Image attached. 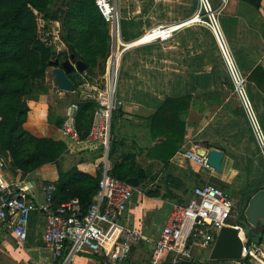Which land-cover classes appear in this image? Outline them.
I'll return each mask as SVG.
<instances>
[{"label":"crops","instance_id":"crops-1","mask_svg":"<svg viewBox=\"0 0 264 264\" xmlns=\"http://www.w3.org/2000/svg\"><path fill=\"white\" fill-rule=\"evenodd\" d=\"M212 1L219 9V24L228 51L246 79L247 91L250 90L264 123V0H260L259 9L242 0H229L223 7L220 6L221 0ZM116 4L119 25L117 28L109 24L112 35L111 53L121 50L122 45H131L146 31L158 25L188 24L182 26L172 41H177L179 50H184L189 59H179V50L165 53L162 49H155L154 52L152 47L160 44L141 47L137 44L129 46L120 62L119 99L123 102V107L113 119L112 135L115 141L125 146L119 148L121 150L118 153L111 154V160L115 171V161H121V155L132 152L136 155L135 160L140 169L145 171L138 186H131L137 192L123 224L141 231L147 239L155 242L168 223L174 205H186L195 188L206 185L219 188L230 195L234 211L237 205L239 213L244 216V208L248 207L257 192L264 189V157L249 130L245 111L234 92L219 43L223 62L220 55L217 60L212 56V60L208 61L206 54L205 60L199 63L197 52L183 47L188 42H194L196 46L198 44V24L191 22L198 13V0H116ZM51 29L60 31L61 38L59 22ZM211 32L214 34L212 29ZM212 39L214 43L218 42L215 34ZM154 55H157L156 58H153ZM54 62L46 72L45 83L36 87L27 97L35 107L26 127L34 134L37 132L32 128L33 123L40 130L48 126L55 129V140L66 143L68 149L63 159L64 169L76 168L80 173L96 177L97 173L100 174L97 166L102 149L93 145L73 146L62 135V126L57 127L63 123L64 110L70 103L89 101L82 96L87 88L83 84L72 93L59 89L54 81ZM217 62L219 64L215 66ZM74 72L77 74L74 79L80 83L86 71ZM101 77L87 82L96 84ZM174 99H184L188 106L180 117L185 127L184 144L168 162H163L150 156L155 149L163 146L161 143L164 141L163 137H159L157 141L152 138L154 120L166 101ZM252 104L254 106L253 101ZM192 148H196L197 152L201 149L224 151L223 171L205 169L187 160L184 154ZM0 157L6 161L3 173L5 180L9 183H32L31 193L35 200L42 198L44 184L54 183L57 186L59 172L55 165L25 173L15 167L9 154ZM256 159L260 160L257 164ZM137 176L138 173L129 179ZM127 180L124 182L127 183ZM250 194L253 195L248 200ZM239 219L243 220L244 217ZM46 227V217L40 212H34L27 228L28 239L21 247L9 225L0 222V264H59L53 260L52 250L45 246ZM231 227L237 226L231 224ZM246 240L245 250L250 244H257L263 253L259 260L264 263V235L258 241H252L249 237ZM213 248H196L192 259L177 261L174 256H168L163 264H233L248 260V256L245 257L247 251L244 250L242 260L211 261ZM204 250H209L205 262L199 260L203 258L201 255ZM81 254L86 257L80 256ZM81 254L76 257L75 264H103L105 261L104 256L88 250ZM152 254L153 243L142 241L134 247L127 264H151Z\"/></svg>","mask_w":264,"mask_h":264},{"label":"built area","instance_id":"built-area-1","mask_svg":"<svg viewBox=\"0 0 264 264\" xmlns=\"http://www.w3.org/2000/svg\"><path fill=\"white\" fill-rule=\"evenodd\" d=\"M211 1L198 0V13L191 22L207 24L213 30L233 82L234 92L264 156V129L249 97L246 79L228 51L219 24V9L213 8ZM228 1L221 0L220 6L223 7ZM95 4L104 20L118 28L116 0H95ZM182 25H158L146 31L131 45H122L121 50L112 52L108 57L105 73L98 83L90 84L87 82L89 77L86 74L83 76V87L87 88L82 95L83 99L98 104L86 138H82L78 128L80 104L70 103L65 108L61 128L64 138L73 146L93 145L102 149L97 166L100 172L99 189L85 214L81 212L78 199L57 205V186L54 183L44 184L42 198L37 201L31 193L32 183L7 182L3 176L6 161L0 157V222L9 225L21 247L28 239L27 228L34 212H40L47 219L44 243L52 250L53 260L59 264H75L76 257L85 250L104 256L103 264H127L134 247L142 241L153 243L151 264H163L168 256H174L177 261L192 259L196 248L212 249L220 231L231 227L233 200L223 190L210 185L195 188L186 205H174L168 223L155 242L147 239L141 231L123 224L137 191L113 175L114 165L111 160L113 119L123 107L119 99L120 62L129 46L168 43L175 38ZM50 31L43 32L40 28L39 37L58 51H65L66 45L61 41L60 31ZM184 156L198 166L213 169L209 165L208 154L200 156L196 148L188 150ZM246 251L248 260L233 264H264L259 260L263 253L257 244H250Z\"/></svg>","mask_w":264,"mask_h":264},{"label":"trees","instance_id":"trees-1","mask_svg":"<svg viewBox=\"0 0 264 264\" xmlns=\"http://www.w3.org/2000/svg\"><path fill=\"white\" fill-rule=\"evenodd\" d=\"M54 1L0 0V155L9 154L15 167L25 173L55 165L59 172L56 204L78 199L81 212L85 214L98 192L100 174L93 177L76 168L64 169L63 159L68 149L66 143L55 140V129L48 126L40 130L35 123L32 128L37 134L27 129L35 107L27 97L45 83L46 72L53 61L61 63L75 56L76 60L86 64L84 74L92 81L104 75L105 63L112 50V35L95 0H63L62 8L57 11H53ZM242 1L257 9L260 7V0ZM57 22L61 24V41L68 49L63 53H58L52 44H46L38 34L40 28L49 32ZM75 75L72 72L68 78L77 91L85 81L81 78L77 83ZM78 103V128L84 139L98 104L92 100H79ZM187 107L184 99H174L167 100L159 110L152 138L157 141L163 137L164 141L163 146L150 156L168 162L181 150L185 127L180 117ZM62 124L57 127L61 128ZM123 146L125 144L113 138L111 154L118 153ZM135 158L132 152L121 155V161H115L113 175L121 181L136 176L140 166Z\"/></svg>","mask_w":264,"mask_h":264},{"label":"water","instance_id":"water-1","mask_svg":"<svg viewBox=\"0 0 264 264\" xmlns=\"http://www.w3.org/2000/svg\"><path fill=\"white\" fill-rule=\"evenodd\" d=\"M53 75L56 86L64 92H74L75 86L68 78V74L76 71L84 73L87 66L83 61L76 60L71 56L69 60L60 64L55 61L53 64ZM198 154H208L209 165L218 172L223 171L222 163L225 158L224 151L212 149L207 151L201 149ZM145 176V171L140 169L137 178L127 180V184L137 187L139 179ZM264 235V189L257 192L250 200L248 207L244 208V219L237 227L223 228L217 238L210 257L211 261H239L242 260L245 245L243 237H249L252 241H258Z\"/></svg>","mask_w":264,"mask_h":264},{"label":"rangeland","instance_id":"rangeland-1","mask_svg":"<svg viewBox=\"0 0 264 264\" xmlns=\"http://www.w3.org/2000/svg\"><path fill=\"white\" fill-rule=\"evenodd\" d=\"M62 3H63V0H55L54 1V6H53V11H57L60 7L62 8ZM211 4H212L213 8H215L216 3L214 1H211ZM219 21H220V19H219ZM197 37L199 39L197 46H196V44L194 42H192V44H190V42H188L183 47L187 48V49L190 48V49L195 50L197 52L198 62L199 63H202L205 60L206 54L208 56L207 57L208 61L212 60V56H214L213 59L216 58V60H217L218 55H220L218 42L214 43L213 39H215V38L212 39V37H214V34L211 32V29H210V27L207 24H198ZM205 38L208 40L207 43H206V39ZM176 42L177 41L174 40V41H171V42H168V43H165V44L155 45L152 48L154 49V52L156 51L155 49H157V51L162 49V52L174 53V51L175 50H179V47H180ZM214 49H216V50L214 51ZM67 50H65V51H67ZM179 51H181V55H182V56L180 55L179 59L181 58L182 61H184L185 59H189V57L186 56L184 50H179ZM156 56L157 55H154L153 58H156ZM220 58H221V55H220ZM220 60L223 62L222 58ZM218 64H219V62L215 63V66H217ZM203 70H204V68H203ZM248 92H249V96H250L251 100L254 103V108L256 109L255 111L257 112V116H258V118H259V120L261 122V125H262L263 129H264L263 118H262V116H261V114L259 112V109H258L257 105L255 104V101L253 99V96H252L250 90ZM53 95H55V94H53ZM247 121H248V119H247ZM248 127H249V130L251 131L249 123H248ZM263 160H264V158H263ZM259 161H260L259 159H256L255 163L257 164ZM70 163L71 162H69V164ZM98 163H100V160H99ZM253 168H255V164H254ZM243 217L244 216L242 215V213H239V209H238L237 205H235V211L233 213L231 224L234 225V226H239V222L241 221L239 218H243ZM243 240H244V243H247L246 242L247 241L246 237L245 238L243 237ZM208 253H209V250H204L203 251V255H201V256H203V258H200L199 260H202L203 262L207 261ZM80 256L86 257L85 254H81ZM246 256H247V252H245V257Z\"/></svg>","mask_w":264,"mask_h":264},{"label":"bare ground","instance_id":"bare-ground-1","mask_svg":"<svg viewBox=\"0 0 264 264\" xmlns=\"http://www.w3.org/2000/svg\"><path fill=\"white\" fill-rule=\"evenodd\" d=\"M186 25H188V24H183L182 26L185 27ZM119 43H120V42H119ZM120 48H121V47H120ZM118 51H119V50H118Z\"/></svg>","mask_w":264,"mask_h":264}]
</instances>
